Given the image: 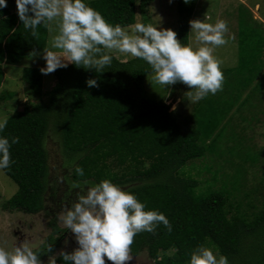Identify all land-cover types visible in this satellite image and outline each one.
<instances>
[{
	"label": "trees",
	"instance_id": "1",
	"mask_svg": "<svg viewBox=\"0 0 264 264\" xmlns=\"http://www.w3.org/2000/svg\"><path fill=\"white\" fill-rule=\"evenodd\" d=\"M151 2L88 0L109 22L122 27L136 23L138 7L141 23H148ZM195 8L196 0H177V39L185 45L190 43L189 21ZM238 14V62L235 67L222 69L226 94H209L181 120L165 100L149 96L144 80L151 68L139 58L122 60L111 52L113 63L103 72L70 62L47 75L40 72L39 66L25 67L21 80L39 101L14 111L0 133L20 138L10 149L15 163L2 169L18 187L3 208L30 214L46 210L48 199L53 198L47 193L50 172L46 147L52 132L59 139L65 168L71 167L61 182L59 198L52 199L57 211L71 207L77 194L88 186L110 179L135 193L149 209L165 213L172 226L171 231L160 224L154 233L137 234L131 255L146 250L154 264H187L198 245L214 244L228 256L230 264H264V176L262 186L247 188V171L237 162V157L246 161L247 156L251 167L259 166L264 148L250 146L246 156L242 150L238 156L229 157L233 159L232 167H239L233 172L226 163L220 165L206 193L199 190L198 179L182 172L188 162L216 151L227 136L228 115L232 114L231 120L236 116L242 123H253L254 117L249 118L241 107L250 105L258 92H264V27L247 7ZM38 33V39L34 38L23 27L15 0H10L0 10V64H15L33 50L43 52L49 31L40 26ZM48 75L55 84L45 91ZM88 79H95L97 86L89 87ZM11 97L1 96L3 100ZM255 111L264 114V108ZM77 166L83 168V176L76 173ZM51 225L53 233L35 249L41 260L53 254L67 232L55 218ZM57 264H65L61 256Z\"/></svg>",
	"mask_w": 264,
	"mask_h": 264
},
{
	"label": "clouds",
	"instance_id": "2",
	"mask_svg": "<svg viewBox=\"0 0 264 264\" xmlns=\"http://www.w3.org/2000/svg\"><path fill=\"white\" fill-rule=\"evenodd\" d=\"M15 3L19 20L32 37L38 39V27L43 26L51 33L53 22L56 25L50 47H44L40 56L45 61L40 68L44 75L67 67L69 62L103 72L111 67L114 59L111 52L115 50L149 65L153 81L162 86L177 82L187 85L191 89L187 92L190 103H198L223 89V61L214 51L227 43L228 25L224 20L209 23L207 14L203 20H190V33H195L194 46L192 42L182 44L171 28L140 22L122 27L109 22L88 0H15ZM7 4L8 0H0V10ZM28 55L34 58L40 54L33 50ZM86 84L94 87L97 81L88 79ZM171 110L175 111L176 105ZM8 120V116H0V133ZM19 140L18 136L0 135V169L15 163L10 149ZM75 171L84 175L82 167L77 166ZM58 222L71 230L78 244L70 253L60 252L65 264H106L105 258L112 264H126L132 259L130 247L137 234L154 233L160 224L172 230L165 213L149 209L135 193L110 179L78 193L77 201L58 215ZM39 256L26 241L11 249L0 244V264H43ZM48 264H57L56 256H50ZM187 264H230V261L214 244H200L192 250Z\"/></svg>",
	"mask_w": 264,
	"mask_h": 264
},
{
	"label": "rangeland",
	"instance_id": "3",
	"mask_svg": "<svg viewBox=\"0 0 264 264\" xmlns=\"http://www.w3.org/2000/svg\"><path fill=\"white\" fill-rule=\"evenodd\" d=\"M8 3H10V0H8ZM148 7V23L161 28H171L177 33L179 19L177 0H171V2L170 0H152ZM246 7L264 27V0H196V8L191 20H203L207 14V16L210 17V20L207 21L209 23H215L218 19L227 22L228 31L225 33L227 43L217 46L214 51V55L223 62L226 60L229 61L228 63H223L222 67H230L237 61L238 51L236 39H238V33L236 32H238V12ZM139 10L138 7L136 23H141L142 20ZM52 27L53 32L48 33L47 47H50L51 37L56 34V25L54 22ZM128 30L130 31V29ZM190 42L195 46V33H190ZM37 53L40 55L34 58L26 56L15 64H0V116H10L14 111L23 110V108L29 103L39 101L21 80V73L25 67L45 66V61L40 58L43 52L39 51ZM112 53L122 60L133 58L130 54L120 53L115 50H112ZM227 53L228 56L225 57ZM51 73L53 74V72ZM51 77L52 75L49 76L48 81L46 78L45 91L51 90L55 84V80H51ZM152 77L153 74L151 72L147 74L144 80L145 89L148 91L151 98L165 100L167 104H170V111H172V106L176 105L175 111L179 114L180 120L190 114L195 103H190L188 100L189 97L187 92L191 89L187 85L182 82H177L165 87L153 81ZM262 84L264 85V80ZM220 92L221 91H218V93ZM259 93L260 92L257 93L255 96L256 99L252 101L250 105L241 107L242 111L248 113L246 115L249 118H251V116L254 117V119H252L253 123L250 121L242 123L240 118L236 116L231 120L230 115L232 114L228 115L226 119L229 122L230 129L228 127L226 128L225 134L227 136L221 139V144L218 143L216 151H213L214 153L208 151L201 160L190 161L182 168L184 174L200 181L201 187L199 190L202 189L204 193L208 192L210 188L209 186H213L212 178L214 177L215 171L218 172L217 168H219L220 165L224 166V163H226V168L234 172L236 167L239 166L233 168L231 163L233 159L230 158L238 156L237 154L242 150L244 156H246V148H249L250 146L253 147L255 145V149L258 150L262 147L264 148V114L262 111L261 114L255 111L257 109L263 110L264 108V92ZM7 94H12V97L3 100L1 96ZM44 97L45 101H47V94H45ZM223 123L225 125V122ZM243 125L248 126L246 127ZM251 135H253V137ZM46 147L48 150V165L50 172L47 193L53 198H59L63 190L61 182L66 175H69L71 167L67 169L65 168V157L61 151L59 139L56 138L52 132H50V135L46 139ZM222 153L225 154V159L220 157ZM245 158H247V160L243 161L242 159L239 160L237 157V162H240L242 165L240 166V169L247 171V179H249V182L246 187L255 188L257 186H262L261 181H263L264 176V154H262L261 160H259V166L251 167L252 161H250V157L246 156ZM228 177L229 175H227V178ZM233 177L234 176L232 175L230 178ZM226 184L229 186L233 185L230 181H227ZM17 188V184L7 176L2 169H0V244L11 249L16 244L18 246L21 242L26 241L31 247L37 249L45 243L47 238L53 233L51 223L54 218L59 227L65 229L62 224L58 222V215L68 207L65 206L64 209H59L57 211L56 205L52 202L53 198H50L46 203V210L38 213L30 214L20 210H5L3 208V203L17 191ZM55 210L56 214H53ZM58 236H60V234L56 235V237ZM66 241L67 244L65 243ZM77 247L78 244L74 239V234L71 230L67 229L66 234H64V237L61 240V245L55 248L51 256H56L57 258L60 256L59 254L62 250L69 252ZM131 256L132 259L127 261L126 264H154L146 250L137 256ZM49 257L44 258L41 261L45 263L49 260ZM105 259L106 264H112L107 258Z\"/></svg>",
	"mask_w": 264,
	"mask_h": 264
},
{
	"label": "crops",
	"instance_id": "4",
	"mask_svg": "<svg viewBox=\"0 0 264 264\" xmlns=\"http://www.w3.org/2000/svg\"><path fill=\"white\" fill-rule=\"evenodd\" d=\"M227 40H229V39H227ZM237 44V43H236ZM233 52V51H232ZM228 56V53L226 54V56L225 57H227ZM225 59V58H224ZM229 61H225V62H223V63H228ZM237 62H238V60L236 61V63L233 65L232 64V66H230V67H227L226 66V68H231V67H235L236 65H237ZM43 67V66H42ZM222 69H225V67H222ZM225 85H224V82H223V89H222V91L220 92V94H222V95H225L226 94V91L227 90H225L226 88L224 87Z\"/></svg>",
	"mask_w": 264,
	"mask_h": 264
}]
</instances>
